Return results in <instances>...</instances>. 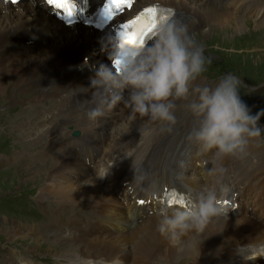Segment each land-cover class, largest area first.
I'll use <instances>...</instances> for the list:
<instances>
[{
    "label": "bare ground",
    "instance_id": "6f19581e",
    "mask_svg": "<svg viewBox=\"0 0 264 264\" xmlns=\"http://www.w3.org/2000/svg\"><path fill=\"white\" fill-rule=\"evenodd\" d=\"M206 1L138 0L134 10L121 19L132 16L141 7L161 5L173 11L175 18L190 19L185 23L190 32L198 36L213 31V24L219 26L218 35L235 33L242 22L256 29L263 25V20L250 22L244 16L229 13ZM222 1L220 5L225 9L242 7L256 19L264 17V3L263 8L256 9L254 0ZM43 11L40 0H21L16 6L0 1V77L5 78L3 82L0 80V92L3 93L6 85L4 81L12 78L10 81L16 88L34 94L30 107L43 105L48 98L56 107L44 112L56 114L58 120L57 129L48 134L53 136L51 141L36 146L40 148L41 162L53 163L45 176L46 186L41 188L44 194L36 199L44 217L49 219L48 227L53 233L50 241L62 252L77 255L83 264H234V261L236 264H264V142L261 138L249 144L248 156L251 157L248 161L224 160L228 173L224 183L217 187L223 200L226 199L227 216L217 218L203 233L192 232L178 243L170 242L157 231L158 212L165 205L163 188L174 187L185 198L194 200L196 194L203 187L213 185L215 179L208 174L213 166L212 152L198 154V147L189 140L195 119L187 102H176V123L171 131L161 122H150L148 117L141 118L119 104L101 118L107 123L113 115L120 116L119 120H114L120 127L107 136V124L101 123V119L89 120L85 115L87 105L83 102L90 100L92 95L91 77L87 76L89 69L91 71L95 62L106 63L101 50L110 38L109 33L105 37L75 27L70 30ZM192 18L196 22H190ZM52 35L59 39L56 45L31 54ZM23 39L33 43L23 46ZM83 59H90L89 63L82 64ZM72 62L80 65L81 74L66 72ZM59 75L63 77L55 79ZM62 125H66L64 130L55 134ZM74 133L81 134L87 141L86 149L67 144V138ZM19 154L28 160L27 151ZM152 157L157 163L155 170L172 176V180L167 176L155 188L147 187L148 180L139 171L153 165ZM82 158L94 171L88 169ZM132 172L136 173L135 181ZM110 177L120 182L112 191L98 183ZM122 181L127 184L123 185ZM153 191L158 192L155 198L149 195ZM138 194L149 201L145 207L135 204V198H142L136 196ZM44 196H48L50 204L43 203ZM85 212L92 214L91 220L83 217ZM97 224L101 232L97 230L92 235L89 229ZM113 224L119 228L110 227ZM35 231L38 240L41 234ZM68 231L71 233L67 235ZM0 234H4L2 237L6 241L24 243L33 235L13 226L0 227Z\"/></svg>",
    "mask_w": 264,
    "mask_h": 264
},
{
    "label": "clouds",
    "instance_id": "9594fccd",
    "mask_svg": "<svg viewBox=\"0 0 264 264\" xmlns=\"http://www.w3.org/2000/svg\"><path fill=\"white\" fill-rule=\"evenodd\" d=\"M105 50L112 66L101 65L91 78V99L83 102L85 115L95 122L123 104L133 114L161 122L171 131L176 102H187L195 119L189 140L198 147V154L212 152L208 174L215 178L214 184L203 187L194 200L186 198L181 206H161L157 231L172 243L192 232H205L229 212L217 187L228 173L224 160L249 155V144L264 130L259 124L264 110L251 113L241 99L244 85L236 75H225L214 86L200 82L211 59L179 18L159 24L154 38L142 48L122 46L119 39L108 38ZM149 195L155 198L158 192Z\"/></svg>",
    "mask_w": 264,
    "mask_h": 264
},
{
    "label": "rangeland",
    "instance_id": "374dc122",
    "mask_svg": "<svg viewBox=\"0 0 264 264\" xmlns=\"http://www.w3.org/2000/svg\"><path fill=\"white\" fill-rule=\"evenodd\" d=\"M206 2L211 5L214 4L215 7L229 13L232 12L237 15L239 14V16H244L243 18L250 22L252 20L257 22L263 20V23L259 22L263 24L259 29L252 28L254 25L250 27L248 25L246 27L242 22L235 33L233 31L218 35L219 32H217L216 29H218L219 26L213 24L211 29L213 31L209 32L207 35L198 36L195 34L196 42L203 46L205 56L211 59V63L206 65V71L203 73V78L200 82L208 84V82L211 81V83L215 84L225 75H236L238 78L242 79L244 85L240 90L241 99L249 107L251 113L255 115L264 110V17L256 19L248 9L244 8L234 9L228 7L225 9L219 4L222 0H208ZM263 3L264 2L256 0L253 2L256 9L263 8ZM189 20L190 19H185V22L188 23ZM195 20L192 18L190 22ZM252 36L256 38H251ZM58 42L59 39L55 35H52L50 39L43 40L31 54H38L44 49L56 45ZM95 69L96 67H94V70ZM85 73L86 72H84V74ZM61 76L63 77V75H59L56 76L55 79ZM87 76L93 78L95 73H92L91 70V72L87 73ZM4 79L0 77L2 82ZM10 80H12V78L4 81L6 85H4L3 93L0 92V227H11L15 225V221H17L27 225L26 228L28 230H33L34 227L41 226L42 233L38 240L33 233L30 239H34V242H29L28 240L30 239H26V243L20 241H6L2 237L4 234H0V264H83L77 255L73 254L70 256L67 252H62L56 244H53L52 241H50L53 240L50 231L44 228V226L49 223V219L44 217L36 199L40 196L39 194H44L41 192V188L46 186L45 176L50 171L49 169H51L53 163H46L45 161L38 162V160H42V157L39 154L40 148H31V145L33 143L35 144L34 138L32 141L25 144L23 143L24 141H19L17 138H24L26 135L30 134V124L32 125V132L30 135L35 136L46 133L48 127L50 128L51 125L58 120L56 114L46 115L45 113L56 107L54 103L50 104V98L44 101L47 105L46 107L44 103L43 105H36L35 108L30 107L29 104L32 102L34 94H29L30 92L24 89L21 90L16 88ZM0 85L2 84L0 83ZM18 117L20 118L18 119ZM116 119L119 120L120 116L113 115L108 120L105 128V134L107 136L116 133L117 129L120 127V125L117 126L115 122ZM18 120L20 125L17 126V128L12 127ZM113 124L114 126L110 127V125ZM259 124L264 127V116L260 118ZM65 127L66 125H62L59 127V130L62 132ZM61 132L58 131L55 132V134L59 135ZM259 140L264 142V130H262ZM60 148L62 150V147ZM46 149L48 150V148ZM24 150L29 153V156H27L28 160L22 158L19 154ZM32 159H36L37 161L31 162ZM81 160L84 164L86 163L85 159L82 158ZM29 162L30 164L34 163L33 166L29 165ZM42 163H46L45 168H35ZM95 163L96 162H94V164ZM87 166L89 170L91 169L94 171L88 164ZM46 197L48 198V196H44L42 199L43 203L50 204V199ZM52 208H54V206H52ZM110 227L115 229L119 228L114 224L110 225ZM26 228L24 229L25 231L27 230ZM97 230L101 232V226L99 224L89 229L92 235L96 234ZM39 246L40 248H38ZM236 263L237 261H234V264Z\"/></svg>",
    "mask_w": 264,
    "mask_h": 264
},
{
    "label": "snow or ice",
    "instance_id": "6c2138e0",
    "mask_svg": "<svg viewBox=\"0 0 264 264\" xmlns=\"http://www.w3.org/2000/svg\"><path fill=\"white\" fill-rule=\"evenodd\" d=\"M48 3L60 9L69 5L73 8L75 7L73 0H48ZM133 4L134 0H107L104 15L107 19L114 20V17L120 13L130 10ZM69 15L71 16L72 14L69 13ZM172 15L173 13L170 9L156 6L146 8L143 13L121 26L119 31L121 45L134 48L144 47L154 38L157 26L169 20ZM167 202L169 206H181L185 203V197L182 194L172 192L167 198ZM140 203H144V201H140Z\"/></svg>",
    "mask_w": 264,
    "mask_h": 264
}]
</instances>
